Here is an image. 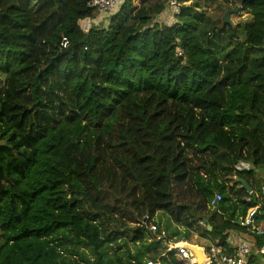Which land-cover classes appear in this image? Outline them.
Returning <instances> with one entry per match:
<instances>
[{"label": "trees", "instance_id": "trees-1", "mask_svg": "<svg viewBox=\"0 0 264 264\" xmlns=\"http://www.w3.org/2000/svg\"><path fill=\"white\" fill-rule=\"evenodd\" d=\"M91 1L0 0V264H181L163 243L192 231L264 247V0H183L173 24L121 0L107 26ZM233 4L249 23L222 25ZM129 208L136 250L111 256ZM159 213L185 232L154 236Z\"/></svg>", "mask_w": 264, "mask_h": 264}, {"label": "built area", "instance_id": "built-area-1", "mask_svg": "<svg viewBox=\"0 0 264 264\" xmlns=\"http://www.w3.org/2000/svg\"><path fill=\"white\" fill-rule=\"evenodd\" d=\"M121 0H92L89 6L96 10L97 14L100 15L101 19L103 17L111 16L115 10L119 8ZM167 13H171L173 17L181 14L182 6L184 5L183 0H165ZM166 15V14H165ZM68 40L63 39L62 47L65 49L68 47ZM183 52H179V56L182 57ZM239 170L249 169V165L240 164L237 167ZM253 192V191H252ZM249 192V194H252ZM260 198L264 203V185L261 189ZM221 195L216 196V202L221 201ZM258 209H254L249 214L248 218L245 220H240L242 226L253 225V218L257 213ZM151 221L150 216L145 217V222ZM153 231H157V226L151 224L150 227ZM259 235H263V231H258ZM239 239V241H232L233 237ZM230 245L234 248L233 253H229L225 248L219 247L216 244L209 245V248H205V255L207 257L206 264H264V259L262 262H258L259 256L264 258V247L261 249H256L254 241L252 239H244L236 234H232L230 239ZM176 256L181 261V264H195L191 257V253L185 248H178L174 251ZM148 264H155L154 262H148Z\"/></svg>", "mask_w": 264, "mask_h": 264}, {"label": "rangeland", "instance_id": "rangeland-1", "mask_svg": "<svg viewBox=\"0 0 264 264\" xmlns=\"http://www.w3.org/2000/svg\"><path fill=\"white\" fill-rule=\"evenodd\" d=\"M239 6V11L235 14H233L231 16V20L233 22L234 25L236 24H240V23H249L251 21V16L246 14L245 12H242L241 6L240 4H236ZM236 5H230V9H233ZM214 11V10H213ZM100 15L97 16V18L99 19ZM96 18V19H97ZM108 18L109 17H103L101 19L102 24H104L105 26H107L108 24ZM95 19V20H96ZM175 19V18H174ZM173 16L171 13L168 12V15H165V17H157L156 22H159L161 24H165V23H169V24H173L174 20ZM4 84V81H0V87ZM194 164H196V162H194ZM176 192H178L179 194L177 195L176 199L177 202H184V201H190V202H194L195 199L192 195L187 194L184 192V190L181 189H176ZM121 203H124V201H121ZM179 204V203H177ZM134 212L133 208H129L125 211L126 216L122 217L121 215L117 214V215H113L112 219L109 220L110 223H106L104 224L105 230L107 231L108 234H111L112 237H110L108 240L111 245L110 250H109V254L111 256H113L112 253L115 252L114 248V243L113 242H117L118 244H122L123 249H121L120 254L124 255L126 254V249L125 245H128V248L134 252L136 250L135 248V244L132 242V230H134V228H136L138 225L136 223H132L130 222L131 220L130 218H133L134 215H132ZM142 220V219H141ZM156 223V224H155ZM154 224L157 226L158 229H160L162 231V234H164L165 232V227L168 224L169 226H171V229L174 230L175 228L178 229L181 233L185 232V228H183L182 226H178L175 221L171 218H167L166 215L159 213L157 216L154 217ZM153 225V224H152ZM151 227V226H150ZM149 227V229L151 230V232L155 233L153 234L154 236H157L156 231H153L151 228ZM170 229V231H171ZM231 234H236L235 232L231 233ZM244 239H251L249 236L247 235H238ZM159 238V237H158ZM233 241V240H232ZM169 244L170 242H165L163 244ZM190 243H194V244H198L201 247H205V248H209L210 243L206 240H203L202 238L199 237V235L195 232L192 231V237L190 240ZM137 246V245H136ZM140 247V246H137ZM264 258H262L261 256H259V258L257 259L258 262H262ZM150 262V261H148ZM148 262L146 264H148Z\"/></svg>", "mask_w": 264, "mask_h": 264}, {"label": "water", "instance_id": "water-1", "mask_svg": "<svg viewBox=\"0 0 264 264\" xmlns=\"http://www.w3.org/2000/svg\"><path fill=\"white\" fill-rule=\"evenodd\" d=\"M239 11V6L236 5L233 9H229L225 12L223 15L221 21L222 25H229V26H234L231 16ZM243 187L248 191L252 192L251 187L244 181V180H238ZM217 203H215V207H217ZM208 220H205V223H207ZM241 225V223L239 222ZM250 228L253 227V225H249ZM211 230V227L209 226L208 228ZM166 247V251L164 254H162V257H166L169 253L175 251L178 248H185L191 253V257L195 264H206L207 263V257L205 255V247H201L200 245L197 244H192L190 242H179V243H169L164 245ZM156 264H162L160 260Z\"/></svg>", "mask_w": 264, "mask_h": 264}, {"label": "crops", "instance_id": "crops-1", "mask_svg": "<svg viewBox=\"0 0 264 264\" xmlns=\"http://www.w3.org/2000/svg\"><path fill=\"white\" fill-rule=\"evenodd\" d=\"M166 15H168V13H167V12H166ZM174 18H175V17H173V19H174ZM175 19H176V18H175ZM175 19H174V20H175ZM175 21H176V20H175ZM175 21H174V22H175ZM233 241L237 242V241H239V239H238V238H236V237L234 236V237H233Z\"/></svg>", "mask_w": 264, "mask_h": 264}]
</instances>
